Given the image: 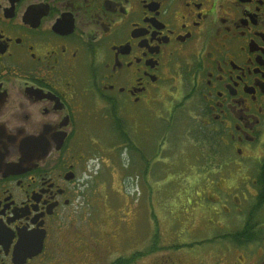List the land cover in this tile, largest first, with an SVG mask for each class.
<instances>
[{
    "label": "flooded vegetation",
    "instance_id": "flooded-vegetation-1",
    "mask_svg": "<svg viewBox=\"0 0 264 264\" xmlns=\"http://www.w3.org/2000/svg\"><path fill=\"white\" fill-rule=\"evenodd\" d=\"M181 112L204 151L182 166L178 238L118 216L62 240L93 120L151 148ZM0 264H264V0H0Z\"/></svg>",
    "mask_w": 264,
    "mask_h": 264
},
{
    "label": "rangeland",
    "instance_id": "rangeland-1",
    "mask_svg": "<svg viewBox=\"0 0 264 264\" xmlns=\"http://www.w3.org/2000/svg\"><path fill=\"white\" fill-rule=\"evenodd\" d=\"M192 120L186 112L174 113L170 122L157 118L152 147L148 135L141 132L140 148L125 150L118 147L122 141L106 122L97 123L94 119L90 126L89 152L95 158L91 162L90 187L85 192L88 198L84 204L72 208L73 214L61 227L62 240H74L76 235L87 238L99 229L111 232L118 227L114 221L118 216L125 219L126 231L133 229L132 222L134 226L137 223L138 229L133 231L141 240L151 230H156L160 239L178 238L182 227L179 231L177 224L183 220L182 166L200 158L203 150L201 136ZM187 122L190 124L186 125ZM121 153H124L122 158ZM150 158L154 174L145 175L141 164L143 167ZM150 211L155 213V223L147 217Z\"/></svg>",
    "mask_w": 264,
    "mask_h": 264
}]
</instances>
